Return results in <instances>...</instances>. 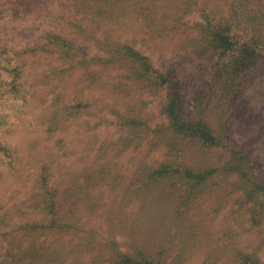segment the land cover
Listing matches in <instances>:
<instances>
[{"label":"rangeland","instance_id":"374dc122","mask_svg":"<svg viewBox=\"0 0 264 264\" xmlns=\"http://www.w3.org/2000/svg\"><path fill=\"white\" fill-rule=\"evenodd\" d=\"M235 5L246 27L253 12L259 15L264 37V0H0L6 55L24 63L29 81L39 84L19 112L9 78H1L16 162L0 176V215L6 213L0 264H117L136 251L164 264H264V215L251 221L253 204L242 199L246 183L224 169L233 162L230 152L177 141V159L217 170L195 187L187 179H154L152 172L175 158L163 111L167 92L136 77L127 60H111L122 44L146 55L183 86L188 115L211 72L188 44L207 19L233 16ZM55 36L82 46L87 64L57 60ZM252 71L232 88L240 100L216 90L204 115L215 126L224 123L264 178V59ZM258 196L257 204L264 192ZM47 205L56 227L29 233L20 226L45 225Z\"/></svg>","mask_w":264,"mask_h":264},{"label":"trees","instance_id":"16d2710c","mask_svg":"<svg viewBox=\"0 0 264 264\" xmlns=\"http://www.w3.org/2000/svg\"><path fill=\"white\" fill-rule=\"evenodd\" d=\"M238 7L240 6L235 5V9H233L235 14L230 16V18L218 21L207 19L205 25L201 26V34L188 44L191 51L199 52V54L201 53L202 56H205L208 69L211 71L210 76L204 79L206 86L202 84L196 91L198 95L196 103L188 115L183 113V86L168 73L155 69L146 55L132 46L122 44L117 45L114 50L115 54L112 55L113 59L111 60H127L129 68L136 77L143 78L151 87L164 88L167 92L163 111L166 115L168 127L174 135L169 149L175 154V158L154 170L152 172L154 176L152 177L154 179L175 177L180 181L187 179L186 181L189 180L190 186L195 187L199 182H204L210 178L217 170L216 166L199 169V167L187 165L186 162L177 159L178 155L176 151L181 149L180 147L174 148L177 141H182L185 144L192 142L199 149H227L233 158V162L228 163V167L224 169L226 172L237 171L240 173L241 180L247 185L242 199H245L247 202L251 201L253 204L248 207L247 211L250 214L251 221L257 224L264 215V201L261 200L260 203H255L260 198L258 193L264 192V178L258 176L257 168L254 166L255 159L252 158L244 147L237 144L235 139L228 137L223 122L220 121L215 126L208 120L209 117H205L204 115L205 106L210 107L211 104L209 103H211L212 98L217 96L216 90L221 89L225 94L231 93L230 97L232 96L233 100L234 98L240 100L241 95L234 93L232 88H234L237 82H240V76L247 74L249 70L253 74L254 71L252 70L256 68L260 60L264 59V37L260 31L262 25L260 22L257 23L259 15L253 12L251 19L247 21L249 23L246 27L239 19L238 9L240 8ZM239 31H242L243 35ZM55 37V40L51 43L54 49H58L57 60L64 63H72L77 60V63L80 65L87 64L88 60H86L85 51L82 46H77L73 42L61 38V36ZM37 47L42 48V51H44V47L40 43L37 44ZM0 50L4 54L3 59L0 61V100L4 99L3 102L7 104V91H3L1 85L5 80L1 78L5 74L4 78L8 77L12 85V102L20 112V109L26 108L32 102L34 93L31 90L34 86L37 87L38 83L29 81L32 78H28L24 63L14 62L10 56L6 55V53H9L10 48L1 38ZM29 50L35 52L33 48ZM83 57L85 60L82 59ZM3 102H0V176L5 174L7 166H12L16 162L15 152L7 143V133L9 132L7 119H9V113H7L6 107H3L6 109H2ZM66 108L68 107H64L65 110ZM38 178L39 184L42 185L40 188L42 189L43 186H46L47 180V172L44 166L40 169ZM193 194L194 191H190L185 203H189L191 199L189 196ZM48 195L51 194L48 193ZM262 199L264 200V198ZM239 203L241 204L240 201ZM0 206L3 207L1 204ZM46 208L51 210V207L48 205ZM50 214L51 217L45 225H39V223L35 222H24L20 226L23 229L27 228L25 230L29 233L39 227H56L59 221L53 215L55 214L54 210H51ZM5 216L6 213L3 216L0 215L2 218H5ZM118 258L119 263L117 262V264H164L161 260H156L152 255L143 251H136L133 255L125 253ZM247 264L260 263L254 259V261L249 260Z\"/></svg>","mask_w":264,"mask_h":264}]
</instances>
